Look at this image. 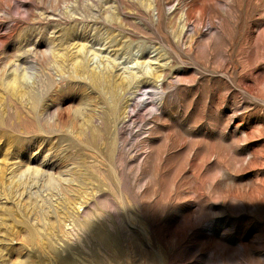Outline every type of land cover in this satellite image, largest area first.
Returning a JSON list of instances; mask_svg holds the SVG:
<instances>
[{"label": "rangeland", "instance_id": "rangeland-1", "mask_svg": "<svg viewBox=\"0 0 264 264\" xmlns=\"http://www.w3.org/2000/svg\"><path fill=\"white\" fill-rule=\"evenodd\" d=\"M0 264H264V0H0Z\"/></svg>", "mask_w": 264, "mask_h": 264}]
</instances>
